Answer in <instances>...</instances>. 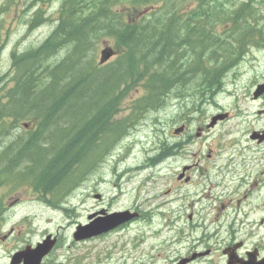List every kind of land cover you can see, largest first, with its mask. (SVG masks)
<instances>
[{
	"label": "rangeland",
	"instance_id": "1",
	"mask_svg": "<svg viewBox=\"0 0 264 264\" xmlns=\"http://www.w3.org/2000/svg\"><path fill=\"white\" fill-rule=\"evenodd\" d=\"M60 1L45 3L50 17H55ZM29 2L0 0V39L5 40L0 73L9 66L11 49L22 52L37 46L54 27L53 22H47L28 32L26 20L32 14ZM254 5L263 15L264 0ZM104 45L113 43L108 41ZM259 47L251 49L226 76L225 89L229 88V92L224 90L213 101L203 97L192 105L190 98L169 95L165 105L128 120L125 138L115 141L57 203L56 196L42 195L31 184L20 183L6 191L10 195L4 200L5 210L0 215V235H5L0 238V264H9L17 248L34 244L45 232L57 233L60 242L46 264H176L181 257L208 249L210 253L200 260L202 264L220 263L224 259L223 246L231 238L243 241L244 250L258 246L264 255V188L256 189L254 194L248 192L252 184L264 179V144L250 140L256 124L252 114L257 104L247 96L250 85L264 74V44ZM140 95L141 90L129 93L113 120L127 119L132 102ZM220 110L229 113V118L196 137V129L207 125L210 117ZM182 123L187 125L183 140L188 135L192 139L184 146L191 152L187 161L198 164L196 182L200 168L224 170L228 153H235L237 147L249 146L250 154H255L254 150L258 153L254 159L249 155L243 162L237 160L241 165L239 173L225 176L220 183H217L220 179L191 185L178 182L177 161L169 159L156 166L148 158L158 154L162 141L178 140L173 129ZM33 124L31 121L28 126L33 128ZM20 130L26 137L27 133ZM18 150L19 145L13 151L16 154ZM37 155L43 157L41 153ZM93 156L94 152L91 159ZM145 163L147 167L137 169L146 166ZM26 164L23 162V167ZM131 207L137 208L141 217L130 225L103 238L72 240L75 227L85 224L88 214Z\"/></svg>",
	"mask_w": 264,
	"mask_h": 264
},
{
	"label": "trees",
	"instance_id": "2",
	"mask_svg": "<svg viewBox=\"0 0 264 264\" xmlns=\"http://www.w3.org/2000/svg\"><path fill=\"white\" fill-rule=\"evenodd\" d=\"M29 1L28 6L34 5L35 0ZM258 2L61 0L57 22L45 40L12 55L15 84L9 93H20V113L34 120V132L22 146L41 164L36 187L69 190L125 135L128 120L165 105L169 95L190 98L195 105L219 91V77L229 63L257 43L253 36L264 34L254 5ZM144 8L148 13L138 17ZM43 14L38 9L31 15L28 30L46 21ZM222 35L229 38H218ZM108 41L113 46L104 45L106 52L115 57L100 66L96 54ZM134 90L141 95L128 118L114 121ZM169 144L160 143L153 162L181 146Z\"/></svg>",
	"mask_w": 264,
	"mask_h": 264
},
{
	"label": "water",
	"instance_id": "3",
	"mask_svg": "<svg viewBox=\"0 0 264 264\" xmlns=\"http://www.w3.org/2000/svg\"><path fill=\"white\" fill-rule=\"evenodd\" d=\"M103 54V53H102ZM110 56V53L105 56L107 59ZM215 121V118L212 120V123ZM182 128H179L175 131V133L181 131ZM100 214H103L101 212ZM96 214L90 216V218L95 217ZM133 215L129 214L128 212H115L108 215H103L96 217L92 220L89 224L83 227H77L76 232L73 235L74 240H81L88 237L96 236L101 233H105L118 225L129 221ZM54 245V240H49V237L43 243L37 244L34 249L27 248L25 251L17 253L13 256L11 260V264H18L21 260H23V264H40L41 259L48 254L51 250L52 246ZM248 261L241 262L240 264H264V259L259 262L255 261V254H248ZM188 260H184L181 264H184ZM235 256L233 254H229V260L227 264H235Z\"/></svg>",
	"mask_w": 264,
	"mask_h": 264
},
{
	"label": "flooded vegetation",
	"instance_id": "4",
	"mask_svg": "<svg viewBox=\"0 0 264 264\" xmlns=\"http://www.w3.org/2000/svg\"><path fill=\"white\" fill-rule=\"evenodd\" d=\"M262 83H264V77L263 79H261L259 82L256 83L255 87L260 86ZM252 100L255 101V103H258L260 105V107L258 108V110L256 111V114L259 115L260 117H262L261 115L264 116V92H262L260 95H258L256 98L252 97ZM256 138L254 139V143L256 144H260L264 141V130H259L256 133ZM198 169V168H197ZM201 170V169H199ZM218 169H216L215 171H217ZM195 170H193L194 172ZM192 172V173H193ZM190 174V172H185L184 176L187 177V179L189 180V183L195 182L197 180V174ZM202 173V172H201ZM215 174L214 171L210 172L209 170L206 172V174L201 175L200 179L202 182L205 181H210L212 179H216L215 178ZM204 178V179H203ZM200 182V181H199Z\"/></svg>",
	"mask_w": 264,
	"mask_h": 264
},
{
	"label": "bare ground",
	"instance_id": "5",
	"mask_svg": "<svg viewBox=\"0 0 264 264\" xmlns=\"http://www.w3.org/2000/svg\"><path fill=\"white\" fill-rule=\"evenodd\" d=\"M44 40H45V39H44ZM211 47H212V46H211ZM213 48H214V47H213ZM213 48H211V49H213ZM185 50H186V49H185ZM206 50H207V49H206ZM202 51H203V50H202ZM208 51H209V50H208ZM206 52H207V51H206ZM195 54H196V53H195ZM203 54H205V53H203ZM208 55H209V54H206L204 57H206V56H208ZM199 56H200V55H199ZM220 60H221V59H220ZM221 63H222V62H221ZM217 64H218V63H217ZM217 64H216V65H217ZM219 64H220V63H219ZM219 64H218V65H219ZM229 64L231 65V62H230ZM229 64H228V65H229ZM227 67H228V66H227ZM227 67H225V68L227 69ZM223 68H224V67H223ZM224 70H225V69H224ZM217 72H218V71H217ZM221 72H222V71H221ZM224 72H225V71H224ZM221 74H222V73H221ZM218 75H219V74H218ZM222 75H223V74H222ZM220 77H222V76H220ZM220 77H219V79L221 80ZM217 79H218V77H217ZM221 82H222V81H221ZM221 82H220V83H221ZM220 83H219V84H220ZM220 85H221V84H220ZM200 92H201V91H200ZM203 92H204V91H203ZM210 92H212V91H210ZM206 93H207V92H206ZM192 95H193V94H192ZM200 96H202V95L200 94ZM122 137L125 138V135L122 136ZM121 139H122V138H121ZM121 139H120V140H121ZM119 142H120V141H119ZM117 144H118V143H117ZM114 145H115V144H114ZM166 145H167V144H166ZM116 146H117V145H116ZM168 146H169V145H167V147H168ZM161 147H162V146H161ZM172 148H173V147H172ZM160 150H161V149H160ZM160 150H159V152H158L159 154H160ZM162 150H163V149H162ZM164 151H165V150H164ZM159 154H158V155H159ZM167 154H168V153H167ZM162 157H163V156H162ZM99 163H100V162H99Z\"/></svg>",
	"mask_w": 264,
	"mask_h": 264
}]
</instances>
